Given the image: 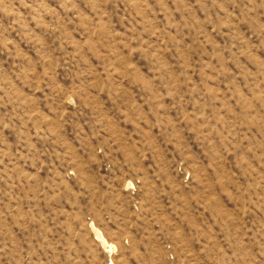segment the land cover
<instances>
[{"label": "rangeland", "instance_id": "374dc122", "mask_svg": "<svg viewBox=\"0 0 264 264\" xmlns=\"http://www.w3.org/2000/svg\"><path fill=\"white\" fill-rule=\"evenodd\" d=\"M0 264H264V0H0Z\"/></svg>", "mask_w": 264, "mask_h": 264}]
</instances>
